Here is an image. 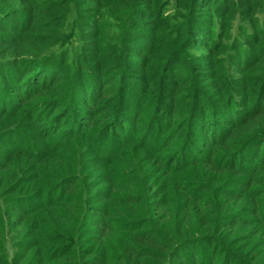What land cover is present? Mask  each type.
<instances>
[{"label":"trees","instance_id":"trees-1","mask_svg":"<svg viewBox=\"0 0 264 264\" xmlns=\"http://www.w3.org/2000/svg\"><path fill=\"white\" fill-rule=\"evenodd\" d=\"M169 5L0 0V264H264V0Z\"/></svg>","mask_w":264,"mask_h":264},{"label":"rangeland","instance_id":"rangeland-1","mask_svg":"<svg viewBox=\"0 0 264 264\" xmlns=\"http://www.w3.org/2000/svg\"><path fill=\"white\" fill-rule=\"evenodd\" d=\"M162 1L166 2L167 0H156V2L159 4V7H158L159 9L161 8ZM78 2L81 3V1H78ZM168 3L170 5H169L168 8L165 9L166 13L169 12L170 10H175V11L180 12L181 15H185L186 17H188V18H186L188 21H191L192 20V14L189 13V11L191 10L190 9V6H189V0H168ZM74 13H76V12L71 13V16L73 18L75 17ZM90 17H94L95 19H98L97 16H90ZM131 17H134V15L131 14ZM197 17H201V16H197ZM220 17H221V15H215V16H213V19L212 20L209 19V16H205L204 18H197L196 19V22L193 24V26L195 28H197V29L209 30L210 32H212L213 34H215V32H217L220 29ZM73 18H71V20L69 21V23L67 25L68 26L67 32H72L71 27H72V25H74V19ZM259 18H262V16L260 15ZM113 20H114L113 18H110L109 19L110 22H112ZM240 22L242 23V20H240L239 18L234 22L235 28H232V29L236 33L238 31L237 26H238V24H240ZM180 23L181 24H184V25H188L189 22H187L186 20H181V22H178V25H180ZM136 29H138V28H136ZM71 42H73V44ZM71 42H69V43L74 47V42L75 41L74 40H71ZM191 50L194 51V52H202V51H204L203 48H196V47H193ZM73 53H74V50L70 49L69 54H68V58H70L73 55ZM67 71L69 72V69ZM45 73H47V76L48 77L51 74V72L49 70H46ZM110 74H111V71L108 72V75H110ZM92 92H93V88L91 89L90 93H92ZM68 98H66V100ZM68 112H69V114H67L64 117H66V118L71 117V115H72L73 112L69 108H68ZM128 115L129 116L132 115V112H129ZM23 131L26 134L30 133V130H27V129H24Z\"/></svg>","mask_w":264,"mask_h":264}]
</instances>
